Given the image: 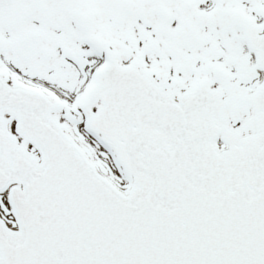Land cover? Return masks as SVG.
Instances as JSON below:
<instances>
[{
	"label": "snow or ice",
	"instance_id": "obj_1",
	"mask_svg": "<svg viewBox=\"0 0 264 264\" xmlns=\"http://www.w3.org/2000/svg\"><path fill=\"white\" fill-rule=\"evenodd\" d=\"M0 264H264V0H0Z\"/></svg>",
	"mask_w": 264,
	"mask_h": 264
}]
</instances>
